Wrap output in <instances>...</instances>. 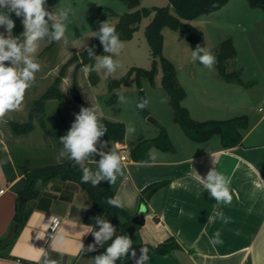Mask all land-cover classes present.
<instances>
[{
    "label": "crops",
    "instance_id": "1",
    "mask_svg": "<svg viewBox=\"0 0 264 264\" xmlns=\"http://www.w3.org/2000/svg\"><path fill=\"white\" fill-rule=\"evenodd\" d=\"M197 18L189 22L193 23ZM232 39L237 50V62L240 55L238 41L243 42L244 49H249V44L243 33L237 39ZM177 76L186 91L183 104L193 119H222L234 115L236 104L224 102L226 93L219 95L218 99L223 100L221 104H211L203 99L202 84L197 81V75L191 73L188 85L199 88L198 95L189 99L188 86L183 84L178 70ZM160 80L159 72L154 86L147 88L145 79L141 80V85L149 101L146 109L155 120V123L150 124L154 128L159 124L167 129L172 150L153 146L148 150V156L154 150L155 159L149 156L148 160H138L131 156L130 149L141 140L128 144L127 132L123 142L100 138L101 143L106 145L101 150L116 151L121 157L123 169V175H118L114 184L102 182L113 191L114 198L122 201V208L131 216V222L143 208V223L137 225L132 222L137 226L136 230L122 216L120 221L124 226L106 216L102 217L115 226L117 235H126V228L131 238L137 237L140 243L147 246L168 238L178 243V248L166 254L150 253L146 264H264V126H261L264 114L250 122L236 146L223 148L217 134L206 141L197 142L181 129H175ZM191 91L195 93L194 89ZM231 91L236 94L237 89ZM237 109L240 111L239 106ZM259 110L262 109L259 107ZM99 116L111 121H122L128 127L126 120L121 118ZM248 118L252 121L249 115ZM47 124L46 121L42 125L38 121L33 122V128L23 134L0 129V189H3L0 193V239L6 240L16 231L13 218L19 193L26 183L20 168L33 169L65 159L59 155L61 146L58 135H65L62 125L58 124L55 131L57 137L52 142ZM146 126L144 123L139 124L138 132L142 133L148 128ZM154 128L153 133L156 130ZM171 130L175 131L173 137ZM101 143L97 144L98 148ZM91 158L93 160L88 163V167L96 171L100 156L93 155ZM213 168L228 181L233 196L230 204H218L197 178V173L206 177ZM156 183L160 185L153 192L141 197L146 187ZM40 192L51 198V204L47 209L32 210L12 244L0 249V264H43L45 252L53 259L62 256L63 264H93L96 251L105 252L112 240L103 247L97 246L96 251L78 252L80 240L85 248L94 243L93 235L88 233L91 227H84L93 226L91 222L94 215L86 212L90 210V199L81 191L78 183L71 181H50L40 187ZM32 203L34 201L29 202ZM218 212L223 213V217L217 216ZM53 217H58L60 224L49 237L46 232ZM94 230H99L98 226ZM58 232L64 236L62 243L52 238ZM217 232L220 233L221 242L213 245L210 240ZM129 256L130 253L116 264L125 262Z\"/></svg>",
    "mask_w": 264,
    "mask_h": 264
},
{
    "label": "rangeland",
    "instance_id": "2",
    "mask_svg": "<svg viewBox=\"0 0 264 264\" xmlns=\"http://www.w3.org/2000/svg\"><path fill=\"white\" fill-rule=\"evenodd\" d=\"M167 4V0H141L139 7L165 6ZM61 9L69 10L64 38L55 42L49 48H46L49 45L47 39L39 42L35 59L41 65L40 71L35 74V81L26 91L21 107L16 111L9 112L3 119H0V129L11 131V122L23 123L28 120L33 100L48 88L60 68L70 57L84 50L85 45L90 44L94 32L99 31L101 22L107 21L113 25L117 22L120 14L134 10L129 9L121 0H59L55 5L46 7L47 11L53 12L54 17L58 15ZM103 9H110L115 15L102 13ZM150 18L146 17L142 20L132 39L121 41V51L118 55L113 54V59L119 62L120 67L111 77L106 78L103 70L96 71L99 75L97 85H91L88 75H85L83 71L84 66L90 68L88 64L79 67L77 70L75 69L76 62L68 63L65 66V74L60 82L62 98L47 99L44 103V122L48 123V130L52 134V142L57 137L55 131L58 124L62 125L66 135L75 120L76 114L79 113L81 107H85L79 103V100L96 107L98 115L121 118L126 120L128 126L134 127V133H127L126 140L128 144H135L134 142L139 140L157 136L158 127L154 128L155 126L147 121V117L152 115L149 114L144 117L137 111L135 105L137 87L134 74H131L128 81L122 84L120 91L126 98V103L118 104L116 102L110 104L107 102L110 96L108 92L109 80L120 78L132 66L150 68V50L144 37V27ZM20 19L22 21L23 17H20ZM192 24L204 32L205 48L209 51L226 37H236L237 39L240 33L247 36L246 41L249 44V49H244L243 42L238 41L239 58H237V62L236 58L230 62L228 70H239L242 81L248 83V85L242 86L225 82L218 76L216 68L213 67L209 70L198 61L193 63L191 60L192 49L188 45L185 36L178 31L164 27L163 54L175 64L183 84L188 86L186 88L188 89V96H190L189 99L198 95L197 89L199 87L195 88L193 85H188L189 74L194 73L197 75V81L202 84L203 99L205 98L211 104H221L223 100L218 99L219 95L226 93L227 99L224 102L228 105L230 103L236 104V110L232 116L246 114L248 117L249 115L252 119L250 121L248 118L249 124L258 119L264 114V11L260 8L250 7L247 0H229L220 9L201 15ZM0 33H4L7 37L6 29L3 26H0ZM5 63L6 66H10V62ZM73 81L76 82L78 97L73 95ZM145 81L146 87L149 88L150 83L147 79ZM142 89L144 90L143 87ZM193 89L195 93L191 91ZM232 89H237L236 94L231 91ZM237 106L240 107V111ZM259 107L262 109L261 111ZM224 118L229 117H222V119ZM36 121L34 119L33 122ZM141 123L147 125L148 128L139 133L138 128ZM261 126H264V122ZM175 127L177 130L180 129L177 125ZM153 128L156 129L155 133L152 132L154 131ZM174 132V130H171L172 137ZM58 136L60 138V135ZM60 146L61 150L63 146L62 144Z\"/></svg>",
    "mask_w": 264,
    "mask_h": 264
},
{
    "label": "trees",
    "instance_id": "3",
    "mask_svg": "<svg viewBox=\"0 0 264 264\" xmlns=\"http://www.w3.org/2000/svg\"><path fill=\"white\" fill-rule=\"evenodd\" d=\"M58 1L59 0H47L45 7L55 5ZM121 1H123L129 9H134L130 12L120 14L117 22L112 25L116 28V32L119 34L121 41L132 39L134 33L139 29L142 20L146 17H151L149 22L144 27V37L150 50L151 66L147 69L132 66L120 78L109 80L108 92L110 96L107 102L110 104L117 102V96L114 90L120 91L122 84L128 81L131 74H134L137 87V99L135 105H137L141 98L146 99L145 92L142 89L141 80L147 79L150 85L154 86L155 77L160 72L161 88L167 96L173 121L186 134V136H188L191 140L203 142L209 139L212 135L217 134L220 137V143L223 148L238 145L242 140L243 132L249 126L247 115H235L224 119H193L190 116L188 109L182 103L186 97V91L178 81L177 68L175 64L163 54L164 27H168L173 31L182 33L192 51L196 49L197 45L205 47L204 32L189 21L200 15L208 14L220 9L229 0H167L168 4L165 6L151 7H139L141 0ZM247 2L250 7L260 8L264 11V0H247ZM102 13L115 15V13L110 9H103ZM10 15L15 22L12 34L13 36H20L23 32L21 19L20 17H17L14 12ZM49 23L51 24L52 21H49ZM54 43L55 41L49 43L46 48L52 47ZM87 47H93L96 56L108 54L104 52L103 46L101 45L99 39L95 36ZM210 52L216 57V63L213 67L216 68L218 76L222 80L242 86L248 85V83L242 81L239 70H228V65H230V62L234 60L237 55V50L231 37L222 39L215 48L210 50ZM72 62H76L75 69L77 70L79 67L87 64L90 68H92L95 60L88 57L86 49L70 57L60 68L57 76L48 88L38 98L33 100L29 110L28 120L23 123L15 121L11 122L10 125L14 132L19 134L29 132L33 128L34 119L41 125L44 123V103L47 99L62 98L60 82L65 74V66ZM88 79L91 85H97L99 82V75L96 71H92L88 75ZM73 95L74 97L79 96L75 81H73ZM79 103L85 107H90V105L82 100H79ZM137 111L144 117L149 115L146 108L143 110L137 108ZM100 118L102 123L107 128V133L103 136V138L114 142H123L126 132L124 122L111 121L101 116ZM158 129L159 132L157 136L143 139L130 149V154L133 158L138 160H148V150L153 146L162 150L173 149L167 129L159 124ZM20 171L24 174L26 183L19 193L16 212L13 218L14 225L18 224L19 226L15 232L10 234L8 239H0V249L4 248V246L7 247L12 244L19 229L25 224L32 210L36 208L47 209L49 207L51 204V198L42 195L40 187L55 180L78 183L81 191L84 192V194L91 201L90 210H87L86 212L93 213L94 218L91 222L93 226H95V218L102 216H106L111 221H115L123 225L120 221V217L122 216L126 219L128 224L133 225V227L137 230V226L132 224L131 216L125 209L122 207H113L107 203L109 198H114L113 191L102 181L96 187H93L91 183H82L81 170L78 166H74L70 160L64 159L57 163L39 166L33 169L20 168ZM159 185L160 183H156L146 187L143 190L141 197L149 195ZM30 201H34V203L29 204ZM124 230H126V235L131 238L130 231H127L126 228H124ZM131 240L134 243H140V240L137 237L131 238ZM178 247V243L173 238H168L156 245L148 246L151 254H166ZM102 253H104V251L98 250L96 251L95 256ZM125 259L126 258H124V260ZM116 262L119 263L118 260ZM123 262L124 261H122L121 264H123Z\"/></svg>",
    "mask_w": 264,
    "mask_h": 264
},
{
    "label": "clouds",
    "instance_id": "4",
    "mask_svg": "<svg viewBox=\"0 0 264 264\" xmlns=\"http://www.w3.org/2000/svg\"><path fill=\"white\" fill-rule=\"evenodd\" d=\"M46 2L47 0H0V26H3L7 32V37L4 33H0V119L21 107L26 91L35 81V74L41 68L35 59L39 42L45 39L49 43L58 42L65 36L69 10L61 9L54 17L53 12L46 10ZM13 12L17 17H23L21 22L24 31L20 36L12 35L15 22L10 14ZM49 21L52 23L50 24ZM94 36L99 39L104 52L110 55L96 56L94 48L85 45L88 57L94 59L96 63L92 68L84 66L83 71L85 75H89L92 71L103 70L106 78L111 77L120 67L119 62L113 59V54L118 55L122 48L119 34L114 26L104 21L101 22L99 31L94 32ZM191 60L193 63L199 61L209 70L216 63V57L200 45L192 51ZM5 62H10V66H6ZM114 92L118 104L126 103V98L118 90ZM148 103L147 99L141 98L136 107L143 110ZM126 132L134 133L135 128L128 126ZM106 133L107 128L102 123L97 108L90 106L81 107L67 134L59 138V143L63 146L59 153L60 157L78 166L82 172L81 182L91 183L93 187L98 186L101 181L114 184L118 175H123L120 155L113 150L109 152L101 150L106 145L101 143L100 138ZM98 143H101L100 148L97 147ZM93 155L100 156L96 171L88 167ZM149 156L155 159L154 150L150 151ZM197 178L218 204L232 202L233 196L228 181L215 168L210 169L206 177H201L197 173ZM107 203L113 207H123L119 198H109ZM216 215L223 217V213L218 212ZM95 226H98L99 230H94ZM95 226H84L91 227L88 233L93 235L94 243L85 248L80 240L77 244L78 252H93L97 250V246L103 247L109 240H112V243L104 253L93 258V264H116L117 260L128 257L129 253L132 258H136V251L132 248L133 241L128 235H117L115 226L103 217L95 218ZM219 236V232L215 233L210 243L213 245L220 243ZM52 238L58 243L64 240L63 234L59 232ZM140 253L136 264H146L149 259L148 249L143 247ZM43 264H63V257L53 259L45 252Z\"/></svg>",
    "mask_w": 264,
    "mask_h": 264
},
{
    "label": "water",
    "instance_id": "5",
    "mask_svg": "<svg viewBox=\"0 0 264 264\" xmlns=\"http://www.w3.org/2000/svg\"><path fill=\"white\" fill-rule=\"evenodd\" d=\"M77 99L79 100V98ZM147 121H149L150 123H155V120L150 116L147 117ZM142 209L143 208H140L138 213L132 218V222H134L137 225H141L144 220V209L143 210ZM18 226H19L18 224L15 225V230H17ZM143 247L148 249V255L151 253L148 246L145 245L144 243H134L132 244V248L136 251V258L135 259L132 258L130 254L129 258L124 262V264H136V259H138L139 256L141 255L140 249Z\"/></svg>",
    "mask_w": 264,
    "mask_h": 264
},
{
    "label": "built area",
    "instance_id": "6",
    "mask_svg": "<svg viewBox=\"0 0 264 264\" xmlns=\"http://www.w3.org/2000/svg\"><path fill=\"white\" fill-rule=\"evenodd\" d=\"M3 192V189H0V193ZM59 224H60V220L58 217H53L52 220H51V223L49 224L48 226V229H47V236H52L58 229L59 227Z\"/></svg>",
    "mask_w": 264,
    "mask_h": 264
}]
</instances>
